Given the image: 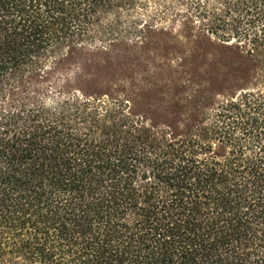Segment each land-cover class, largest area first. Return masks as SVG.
I'll return each mask as SVG.
<instances>
[{
  "label": "trees",
  "instance_id": "trees-1",
  "mask_svg": "<svg viewBox=\"0 0 264 264\" xmlns=\"http://www.w3.org/2000/svg\"><path fill=\"white\" fill-rule=\"evenodd\" d=\"M158 37L243 85L171 126L73 87ZM0 264H264V0H0Z\"/></svg>",
  "mask_w": 264,
  "mask_h": 264
},
{
  "label": "rangeland",
  "instance_id": "rangeland-1",
  "mask_svg": "<svg viewBox=\"0 0 264 264\" xmlns=\"http://www.w3.org/2000/svg\"><path fill=\"white\" fill-rule=\"evenodd\" d=\"M79 67L73 87L98 98L122 96L151 126H171L183 114L177 106L190 100L194 88L233 95L243 85L237 81L240 64L231 56L172 37L155 38L149 48L130 54L95 53Z\"/></svg>",
  "mask_w": 264,
  "mask_h": 264
}]
</instances>
